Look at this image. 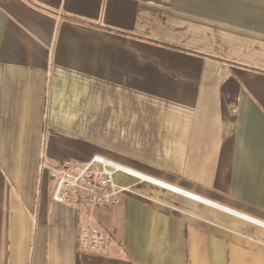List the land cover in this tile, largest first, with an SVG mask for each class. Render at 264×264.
I'll return each mask as SVG.
<instances>
[{"label": "crops", "instance_id": "obj_1", "mask_svg": "<svg viewBox=\"0 0 264 264\" xmlns=\"http://www.w3.org/2000/svg\"><path fill=\"white\" fill-rule=\"evenodd\" d=\"M76 126L123 151L89 213ZM0 264H264V0H0Z\"/></svg>", "mask_w": 264, "mask_h": 264}, {"label": "rangeland", "instance_id": "obj_2", "mask_svg": "<svg viewBox=\"0 0 264 264\" xmlns=\"http://www.w3.org/2000/svg\"><path fill=\"white\" fill-rule=\"evenodd\" d=\"M93 129L95 126H92ZM68 128V127H67ZM65 127H61L60 133L63 134L67 138L66 140V154L67 156H71L66 158V160L59 162L55 164V167H57L56 171L53 173V189L55 191L56 185L58 182V173L57 171L60 169H64L65 172L70 173V175L77 176L83 169L90 166V170L93 171L92 173L93 180H99V176L95 175L97 171H100L104 169V165H102L97 161L98 157L100 159L106 160L108 162H111L115 166H119L117 168L121 167L122 164V158H123V151L121 147V141L113 140L111 139V135L107 134L105 130H103L101 136L102 139L98 141H90L88 139V132H89V126H76V129L73 131L69 128V130ZM64 150L60 151V154H63ZM73 155H80V156H73ZM93 155H96L97 157H93ZM124 155H127L124 153ZM125 157V156H124ZM91 158V159H90ZM126 161H128V157H125ZM83 159H88L85 161H82ZM81 160V161H80ZM112 165V166H114ZM68 168V169H66ZM112 171H115V180L116 185L114 188L119 193L114 197L115 199H111L110 203L113 200H117L120 197V194L122 191H120L121 187V181L120 179L123 176L124 171L115 170L114 167L109 168ZM111 171V172H112ZM90 176L89 174H86L85 177ZM88 180V179H87ZM134 180V179H133ZM110 188V187H109ZM109 190V189H108ZM83 192H85L83 190ZM86 193V192H85ZM54 194V192H53ZM99 199L95 196L90 195V193H86V195L82 194H72L69 195V197L66 199V202L64 203H72V204H86L89 209L95 208V206H106L108 205L106 202H99ZM92 225L98 228H102L100 225L98 226L96 223L93 222V220L90 218L87 222V225ZM103 229V228H102ZM105 232V229H103ZM106 242V237H105Z\"/></svg>", "mask_w": 264, "mask_h": 264}, {"label": "built area", "instance_id": "obj_3", "mask_svg": "<svg viewBox=\"0 0 264 264\" xmlns=\"http://www.w3.org/2000/svg\"><path fill=\"white\" fill-rule=\"evenodd\" d=\"M98 162L102 165V167L104 165V169L95 172V175L99 176V180H93L92 175L94 174L92 173L93 171L90 170V166L86 167L77 176L73 177L72 175H70V173L65 172L64 169H59L57 171L59 180L53 194V199L56 202L64 203L66 202V199L69 197V195L72 194V192H74V194L80 193L82 195L90 193V195L97 197L99 199V202L104 201L107 204H110L111 199H115L114 197H116V195L119 193L114 188L115 186H117L115 180V171L109 169L111 168V166L109 165L114 164L106 160ZM115 167V170L123 171L122 167H120V169H116ZM86 174L90 175L87 177L88 180L85 177ZM83 190L86 193L83 192ZM120 191H122L121 187ZM80 232L81 244L83 248L98 252L103 250L105 246L106 234L102 228H98L90 224L87 225L86 223L81 226Z\"/></svg>", "mask_w": 264, "mask_h": 264}, {"label": "bare ground", "instance_id": "obj_4", "mask_svg": "<svg viewBox=\"0 0 264 264\" xmlns=\"http://www.w3.org/2000/svg\"><path fill=\"white\" fill-rule=\"evenodd\" d=\"M97 161H103V160H101L99 157H98V159H97ZM109 166H111V167H115V166H112V165H109ZM116 169H120V168H117V167H115ZM145 178V177H144Z\"/></svg>", "mask_w": 264, "mask_h": 264}, {"label": "trees", "instance_id": "obj_5", "mask_svg": "<svg viewBox=\"0 0 264 264\" xmlns=\"http://www.w3.org/2000/svg\"><path fill=\"white\" fill-rule=\"evenodd\" d=\"M158 43H161V42H158ZM230 63V62H229Z\"/></svg>", "mask_w": 264, "mask_h": 264}]
</instances>
